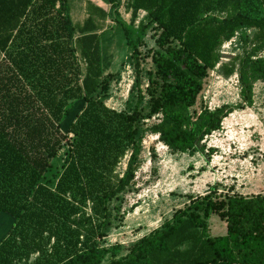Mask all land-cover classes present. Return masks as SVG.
<instances>
[{
    "label": "trees",
    "instance_id": "trees-1",
    "mask_svg": "<svg viewBox=\"0 0 264 264\" xmlns=\"http://www.w3.org/2000/svg\"><path fill=\"white\" fill-rule=\"evenodd\" d=\"M109 2L136 63L124 111L105 102L120 77L105 75V9L87 1L88 18L75 24L69 0H0V223H10L0 264H264V194L220 197L214 188L126 255L104 242L148 134L194 154L234 111L253 107L264 82V0H130V23L119 0ZM141 11L148 24L137 27ZM153 25L161 30L156 71L144 91L140 48ZM236 37L244 54L224 67L238 73L241 103L193 112ZM66 146L62 170L49 177ZM213 215L227 223L225 235L208 234Z\"/></svg>",
    "mask_w": 264,
    "mask_h": 264
},
{
    "label": "rangeland",
    "instance_id": "rangeland-1",
    "mask_svg": "<svg viewBox=\"0 0 264 264\" xmlns=\"http://www.w3.org/2000/svg\"><path fill=\"white\" fill-rule=\"evenodd\" d=\"M87 1L98 4L109 14L106 29L101 32L104 33L105 56L109 62L105 75L120 77L112 82L105 102L111 109L124 111L136 81L135 60L131 61V51L118 24L116 10L109 0H69L74 23L82 24L88 18ZM129 3L130 0H119L117 10L120 18L127 23L132 20ZM142 22L148 24L144 11L139 13L136 26L139 27ZM160 34L161 30L156 25L151 26L140 48L144 91L148 87V74L156 71L152 58ZM243 54L238 37L223 45L221 62L205 79L204 89L193 112L199 113L204 107L216 109L226 104L241 103L238 73L227 76L224 66L231 65L237 56ZM2 59L0 53V62ZM254 102L253 107L238 109L229 115L222 129L199 144L194 154L175 153L158 135L148 134L135 180L122 196V201L113 204L114 208L120 205L121 209L115 213L117 217L105 238V245L111 247L120 244L123 248L121 255H126L136 242L161 228L178 210L189 206L193 198L205 196L214 188L220 197L264 194V82L255 84ZM67 151L66 146L59 153L49 177L62 170ZM128 160L125 158L122 161L118 173H124ZM9 227L7 221L0 223V239L6 235ZM226 233L227 223L218 215H213L209 220L208 234L218 237Z\"/></svg>",
    "mask_w": 264,
    "mask_h": 264
},
{
    "label": "crops",
    "instance_id": "crops-1",
    "mask_svg": "<svg viewBox=\"0 0 264 264\" xmlns=\"http://www.w3.org/2000/svg\"><path fill=\"white\" fill-rule=\"evenodd\" d=\"M97 6H99L98 4H97ZM99 7H101V6H99ZM102 8V7H101ZM104 9V8H103Z\"/></svg>",
    "mask_w": 264,
    "mask_h": 264
}]
</instances>
